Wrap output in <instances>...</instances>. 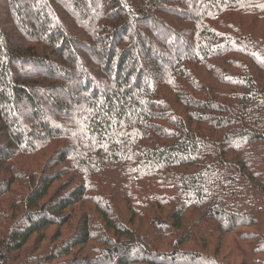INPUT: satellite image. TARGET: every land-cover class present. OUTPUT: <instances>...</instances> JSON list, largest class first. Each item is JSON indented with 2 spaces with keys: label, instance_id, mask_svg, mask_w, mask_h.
<instances>
[{
  "label": "trees",
  "instance_id": "obj_1",
  "mask_svg": "<svg viewBox=\"0 0 264 264\" xmlns=\"http://www.w3.org/2000/svg\"><path fill=\"white\" fill-rule=\"evenodd\" d=\"M52 1L0 0V264H264V0Z\"/></svg>",
  "mask_w": 264,
  "mask_h": 264
},
{
  "label": "rangeland",
  "instance_id": "obj_2",
  "mask_svg": "<svg viewBox=\"0 0 264 264\" xmlns=\"http://www.w3.org/2000/svg\"><path fill=\"white\" fill-rule=\"evenodd\" d=\"M50 2H53L52 0H49ZM39 2L43 5V0H39ZM96 4V3H95ZM54 6V5H53ZM96 9L98 8V5L96 4V7H95ZM50 11H48V10H46L45 11V14H48ZM160 31V30H159ZM160 32H162V30L160 31ZM159 32V36L158 37H166L168 40L171 38V33L168 31V32H163V33H160ZM165 33V34H164ZM184 38H186L185 36H184ZM78 51V50H77ZM136 52V54H139V55H141L142 54V51H141V49L140 50H136L135 51ZM145 57V56H144ZM146 82H148V80H145ZM24 136H23V139L24 140H29V137L26 135V134H23ZM2 220H5V218L4 217H2ZM26 220H27V218H25L24 220H23V222H21V225H19L20 227H19V229L20 230H23L24 228H26L27 227V225L28 224H26ZM75 222H77V221H75V220H72V223H73V225L75 226L74 228L76 229V223ZM57 228L56 227H54L52 230H50V232L51 233H53V231H55ZM74 229V230H75ZM32 242H30V244H31ZM172 248V246H167L166 247V249L165 250H170ZM138 256H142V254L139 252V251H131L129 254H128V258L129 259H131V260H135V259H137V258H139ZM201 264H203V263H201Z\"/></svg>",
  "mask_w": 264,
  "mask_h": 264
}]
</instances>
